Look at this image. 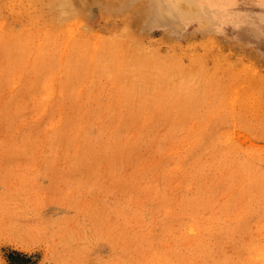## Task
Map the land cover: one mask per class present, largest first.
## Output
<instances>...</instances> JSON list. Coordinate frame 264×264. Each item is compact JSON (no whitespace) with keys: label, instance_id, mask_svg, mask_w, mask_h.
Here are the masks:
<instances>
[{"label":"rangeland","instance_id":"374dc122","mask_svg":"<svg viewBox=\"0 0 264 264\" xmlns=\"http://www.w3.org/2000/svg\"><path fill=\"white\" fill-rule=\"evenodd\" d=\"M52 1L0 0V264H264V0Z\"/></svg>","mask_w":264,"mask_h":264},{"label":"bare ground","instance_id":"6f19581e","mask_svg":"<svg viewBox=\"0 0 264 264\" xmlns=\"http://www.w3.org/2000/svg\"><path fill=\"white\" fill-rule=\"evenodd\" d=\"M43 1H44V0H43ZM49 1H52V0H49ZM60 1H63V3L61 2L62 4H64V2H65V0H60ZM67 1H68V0H67ZM67 1H66V2H67ZM115 1H116V0H115ZM115 1L113 0V2H115ZM52 2H53V1H52ZM66 2H65V3H66ZM46 3H47V2H46ZM57 3H59L58 0H57ZM61 3H60V4H61ZM68 3L71 4V3H72L71 0H69ZM50 4H51V3H50ZM53 4H54V5L56 4L55 1L52 3V5H53ZM52 5L49 6V5L47 4V8L52 7ZM58 5H59V4H58ZM58 5H57V6H58ZM48 6H49V7H48ZM54 7H55V6H54ZM54 7H53V8H54ZM61 7H62V6H60V8H61ZM63 7H64V5H63ZM65 7L69 8L70 6H69V7H68V6H65ZM53 8H52V9H53ZM71 8H72V7H71ZM39 9H40V8H39ZM50 9H51V8H50ZM56 9H59V7H58V8L55 7V12L58 11V10H56ZM63 9H64V8H63ZM63 9H62V12H63ZM66 10H67V9H65V11H66ZM68 10H70V9H68ZM48 11H49V10H48ZM52 11H53V10H52ZM74 11H76V10H74ZM67 12H68V11H66V14H67ZM58 13H60V11H59ZM58 13H56V14L58 15ZM71 13H72V12H71ZM52 14H53V13H52ZM54 14H55V13H54ZM56 14H55V15H56ZM55 15H53V16H55ZM63 15H64V14H63ZM53 16H52V17H53ZM61 16H62V15H61ZM66 16H67V15H66ZM69 16H70V15H69ZM67 17H68V16H67ZM44 18H45V17H44ZM46 19H47V18H46ZM50 19H51V18H50ZM62 19H63V18H62ZM72 19H73V17H72ZM51 20H52V19H51ZM46 21H47V20H46ZM59 21H60V20H59ZM63 21H65V22L68 21V22H69V19L66 18V20H65V18H64ZM63 21H62V23L64 24L65 22H63ZM71 21H72V20H71ZM71 21L69 22L70 24H71ZM48 23H49V22H48ZM50 23H51V22H50ZM57 23H58V22H57ZM62 23H60V24L63 25ZM60 24H58V25H60ZM70 24H67V25H70ZM49 25H50V24H49ZM61 25H60V26H61ZM52 26H53V25H52ZM45 28H46V27H45ZM58 28H59V26H58ZM51 29H52V28H51ZM59 29H60V28H59ZM62 29H63V28H62ZM43 30H44V29H43ZM53 30H54V29H53ZM49 31H50V29H49ZM56 31H57V30H56ZM51 32H52V31H51ZM51 32H50V33H51ZM45 36H46V35H45ZM115 38H116V37H115ZM42 39H43V38H42ZM42 39H40V40H42ZM51 39H52V38H51ZM129 39H131V38H129ZM48 40H50V39H48ZM134 42H135V41H134ZM48 43H49V41H48ZM135 43H136V42H135ZM129 44H130V43H129ZM19 47H20V46H19ZM20 48H21V47H20ZM23 49H24V48H23ZM23 49H22V50H23ZM44 53H45V52H44ZM93 57H94V56H93ZM67 58H68V57H67ZM90 60H93V59H90ZM92 62H93V61H92ZM95 62H96V61H95ZM89 64H90V63H89ZM96 64H97V63H96ZM90 65H91V64H90ZM93 65H94V64H93ZM97 66H98V65H97ZM88 67H89V66H88ZM91 70H93V69L91 68ZM91 72H92V71H91ZM30 75H31V74H30Z\"/></svg>","mask_w":264,"mask_h":264},{"label":"trees","instance_id":"16d2710c","mask_svg":"<svg viewBox=\"0 0 264 264\" xmlns=\"http://www.w3.org/2000/svg\"><path fill=\"white\" fill-rule=\"evenodd\" d=\"M16 260L18 261L20 260L18 264H31V259L28 258L26 255L23 256V255L18 254L16 257ZM14 264H17V263L14 261Z\"/></svg>","mask_w":264,"mask_h":264}]
</instances>
